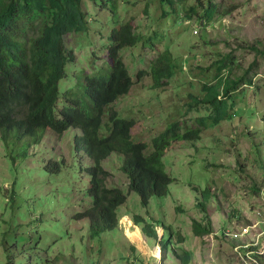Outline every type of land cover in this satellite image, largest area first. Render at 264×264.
Masks as SVG:
<instances>
[{
	"label": "rangeland",
	"instance_id": "1",
	"mask_svg": "<svg viewBox=\"0 0 264 264\" xmlns=\"http://www.w3.org/2000/svg\"><path fill=\"white\" fill-rule=\"evenodd\" d=\"M209 1L189 0L177 12L163 9L159 0L87 4L88 31L68 37L74 63L60 81L58 105L63 108L66 92L74 89L80 91L77 99L89 102L86 76L109 74L111 34L131 22L140 39L121 56L134 85L111 107L135 121L133 140L146 143L148 155L155 150L153 139L172 123H181L184 132L200 129L202 138L165 149L166 171L176 181L166 197H152L148 206L129 192L123 156L114 153L104 161L109 186L121 188L127 201L118 209L120 228L98 235L91 234L87 219L75 218L92 206V161L76 149L79 130L61 136L40 130L38 143L15 135L0 140V264H240L230 242L216 239L211 249L205 239L218 226L252 217L248 213L257 209L264 187V53L254 48L264 50V0H211L213 19L205 27ZM191 8L198 15L186 19ZM166 50L177 68L156 87L151 64ZM140 71L145 73L139 78ZM226 76L246 84L219 111L228 115L225 121L212 125L208 117L214 112L201 100L206 88ZM149 225L158 240L146 237ZM197 229L210 230L199 235Z\"/></svg>",
	"mask_w": 264,
	"mask_h": 264
},
{
	"label": "trees",
	"instance_id": "2",
	"mask_svg": "<svg viewBox=\"0 0 264 264\" xmlns=\"http://www.w3.org/2000/svg\"><path fill=\"white\" fill-rule=\"evenodd\" d=\"M96 0H0V131L2 139L15 135V139L30 137L39 142V130L50 128L62 134L69 128H79L83 138L78 140L92 160L87 170L91 177L88 195L92 206L75 218L89 221L92 235L103 234L119 226L118 209L127 201L122 189L110 187V173L102 163L112 154L123 156L122 172L128 177L129 192L139 195L142 205L148 206L152 197H166L169 187L176 180L165 169V149L173 142H187L202 138L200 129L182 130L181 123H172L165 132L153 139L154 152L146 154V143H136L132 138L134 120L121 118L114 109H109L108 121L104 123L106 108L116 99L130 91L133 84L128 69L120 56L127 46H135L139 35L131 22L123 24L111 34L109 55L112 71L108 78L88 77L86 92L93 102L87 109L74 99L67 104L57 118L59 82L64 76L65 59L73 60L68 54L65 38L70 34L88 31L87 2ZM189 0H159L160 5L177 12L185 8ZM205 12L206 23H211L215 6ZM198 15L195 9L189 15ZM167 13H163L166 17ZM190 18V17H189ZM203 20V18H202ZM254 48L260 53L264 50ZM233 63L225 61L222 66ZM177 66L170 50H166L151 64L152 77L156 87L163 80L173 77ZM143 73L138 74L140 77ZM242 79L221 78L208 90L201 103L211 106L214 115L208 117L212 125H219L228 115L225 110L229 97L239 91ZM221 89L224 99H219ZM236 102H232V109ZM204 125V119L200 120ZM206 124L204 125V127ZM103 130L107 133L103 134ZM202 206V205H201ZM140 220V219H139ZM138 220V221H139ZM137 221V222H138ZM198 230V229H197ZM149 237L157 239V232L151 225L143 229ZM200 233V231H196Z\"/></svg>",
	"mask_w": 264,
	"mask_h": 264
},
{
	"label": "clouds",
	"instance_id": "3",
	"mask_svg": "<svg viewBox=\"0 0 264 264\" xmlns=\"http://www.w3.org/2000/svg\"><path fill=\"white\" fill-rule=\"evenodd\" d=\"M90 2H87V4H89ZM87 4H86V8H87ZM186 6V5H185ZM162 7V6H161ZM163 8V7H162ZM117 9V6H116V4H115V6H114V10H116ZM163 9H165V8H163ZM176 9H178V8H176ZM183 9V8H182ZM165 12V11H164ZM186 17V19H188V17H187V14L185 15ZM189 20H191V19H189ZM127 23V22H126ZM125 24V23H124ZM207 24L208 23H203V26H205V27H207ZM210 24V23H209ZM122 26V25H121ZM120 26V27H121ZM135 28V27H134ZM200 30V28H198L195 32H196V34H198V31ZM86 33V32H85ZM80 34H84V33H80ZM74 34H71L70 36H73ZM76 35H78V34H76ZM69 35L68 36H66V38H65V43H66V49H67V51H68V54L69 53H72V55H73V50L71 49V48H68V46L69 45H71V44H69V41H68V37H70ZM111 43H112V41H111ZM138 44V43H137ZM136 44V45H137ZM135 45V46H136ZM72 46V45H71ZM111 46V45H110ZM135 46H127V47H125V48H131V47H135ZM125 48H123L122 50H124ZM122 50H121V52H122ZM121 52H120V56H121ZM121 58L123 59V57L121 56ZM67 60H68V58H66L65 59V65L67 66V65H69V64H71V63H74V55H73V60H71V59H69V62H67ZM109 62H110V67H111V69H110V71H109V74L108 75H87L86 76V78H85V83H84V87H85V93H86V95H87V92H86V80H87V78L88 77H105V78H108L109 76H110V74H111V71H112V65H111V60H110V55H109ZM123 62H124V64L126 65V63H125V61H124V59H123ZM66 66H65V69H66ZM126 67H127V69H128V72H129V75L131 76V78H132V82H133V84H132V86H131V88H130V91H131V89H132V87H133V85H134V79H133V77H132V75H131V73H130V69L128 68V66L126 65ZM151 72H152V69H151ZM140 73H143L140 77H142L143 75H144V71H140L138 74H140ZM228 74H229V72H228ZM66 77V73H65V71H64V76H63V78H65ZM137 77H138V75H137ZM139 77V78H140ZM227 78H228V76H226ZM62 78V79H63ZM62 79H60V81L62 80ZM171 79V78H170ZM154 80V79H153ZM169 80V79H168ZM164 81V82H163ZM161 83H165L166 84V80H163ZM59 84H60V82H59ZM165 84H161L162 86L163 85H165ZM246 84V82L243 84V85H245ZM252 84H253V82H252ZM162 86H159V87H162ZM59 91H60V88H59ZM129 91V92H130ZM78 92H80V91H76L75 89L74 90H69V91H67L66 92V94H65V96H64V100H65V105L63 106V108L66 106V105H68L67 104V99H66V95H67V97L68 98H71V99H74L77 103H80L82 106H84V107H86L87 109H90V108H92L93 107V102H92V100L89 98V96L87 95V97L89 98V102H87V103H85L84 101H81V100H79V99H77V96L79 95L78 94ZM129 92L127 93V94H129ZM127 94H124V95H121V96H119L117 99H116V101L115 102H117L118 101V99H120L121 97H123V96H125V95H127ZM219 96V99H220V97L221 96H224V94H223V91H222V89H221V94H219L218 95ZM59 97H60V94H59ZM58 102H59V98H58ZM91 102V103H90ZM114 102V103H115ZM114 103H112L111 105H109L107 108H106V114H105V116H104V123H107V121H108V113H109V109H111L112 107V105L114 104ZM63 108H61L59 105H58V103H57V111H58V115H57V118L59 119V118H61V116L59 115V111H61ZM233 108H236V107H233ZM113 109V108H112ZM115 110V109H114ZM118 112V111H117ZM119 116H120V114H119ZM130 120V119H129ZM69 129H75V130H79L80 132H81V134H82V136L80 137V136H76V138H75V144H76V149L77 150H82L89 158H90V156L85 152V150H84V148L81 146V145H78V143H77V141L78 140H80V139H82L83 138V136H84V134H83V131L81 130V129H79V128H69ZM68 129V130H69ZM133 129V128H132ZM41 130H43V131H47V130H50V131H53L55 134H57V135H63L66 131H68V130H66L65 132H63L62 134H59V133H56L54 130H52V129H50V128H47V129H41ZM40 131V130H39ZM39 133V132H38ZM107 132L105 131V130H103V134H106ZM133 138V137H132ZM0 140L1 141H4L3 139H2V132L0 131ZM134 141V140H133ZM5 142V141H4ZM186 142V141H185ZM137 143V142H136ZM140 143H143V142H140ZM174 143V142H173ZM173 143H171L170 145L172 146L173 145ZM147 152V151H146ZM154 152V151H153ZM116 154V153H115ZM147 154V153H146ZM119 155V154H118ZM148 155V154H147ZM150 155V154H149ZM165 157V156H164ZM92 161V160H91ZM106 162H107V160H105ZM163 161H164V158H163ZM165 164V163H164ZM103 165V164H102ZM122 166V165H121ZM106 170H107V168H105ZM121 169V168H120ZM165 169H166V167H165ZM108 171V170H107ZM122 171V170H121ZM109 172V171H108ZM167 172V171H166ZM128 178V177H127ZM90 181H91V177H90ZM109 185V184H108ZM90 187V186H89ZM110 187H117V186H110ZM128 187H129V185H128ZM119 188V187H118ZM121 189V188H120ZM123 191V190H122ZM125 194V193H124ZM127 196V195H126ZM259 200H258V202H257V204H255V207H257V209H253V210H251V212L250 213H248L249 215H251L252 217H248L247 219H246V221L244 222V223H242V222H239V221H237L236 220V223L235 222H231V224L228 226V227H226V228H222V229H220L219 228V226H218V228H216L215 230L216 231H214V232H211L208 236L209 237H207L206 239H205V241L206 242H208V243H211V245H210V247H211V249H213L214 247H215V240L216 239H220V240H222V242H224V241H227V242H230L232 245H233V250H234V255L236 256V258H237V260L239 261V263L240 264H244L243 263V261L241 260V258H240V256H239V253L237 252V250H236V248L238 247V246H240V245H242V244H244V240H242V239H237V238H234L233 237V234L234 233H237V232H239V231H242L243 229H245V228H249L250 229V235H249V238L251 239L252 237H253V235L254 236H256L258 239H261L262 240V243L264 244V187H262V189L260 190V192H259ZM202 205V204H201ZM123 206V205H122ZM118 217H119V215H118ZM138 218V217H137ZM229 217L227 216V219H228ZM140 220H144V219H142V218H139ZM242 219H243V217H241V221H242ZM138 220H136L135 221V223H134V226L135 227H140L139 226V224H138V222H137ZM119 223H120V219H119ZM255 227V228H254ZM118 228H120V224H119V226H118ZM199 231H200V229H198ZM210 229H205L204 231H200V233H198L199 235H205L208 231H209ZM142 232V231H141ZM144 232V231H143ZM156 232H157V230H156ZM143 234V233H142ZM146 235V234H145ZM146 237H148L147 235H146ZM155 241L156 240H158V232H157V239H154ZM160 243H162L161 241H160ZM187 257H190L191 255L189 254V253H184ZM212 258V263H215L216 261L214 260V257H211ZM189 264V263H188Z\"/></svg>",
	"mask_w": 264,
	"mask_h": 264
},
{
	"label": "built area",
	"instance_id": "4",
	"mask_svg": "<svg viewBox=\"0 0 264 264\" xmlns=\"http://www.w3.org/2000/svg\"><path fill=\"white\" fill-rule=\"evenodd\" d=\"M250 234L249 228L233 234L234 238L244 240V244L238 246L236 250L244 264H264V244L254 235L250 239Z\"/></svg>",
	"mask_w": 264,
	"mask_h": 264
}]
</instances>
